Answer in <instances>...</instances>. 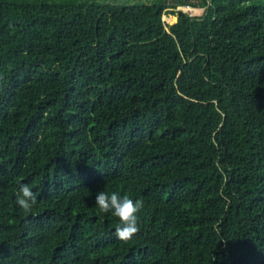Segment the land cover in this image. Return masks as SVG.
Masks as SVG:
<instances>
[{"label": "trees", "instance_id": "obj_1", "mask_svg": "<svg viewBox=\"0 0 264 264\" xmlns=\"http://www.w3.org/2000/svg\"><path fill=\"white\" fill-rule=\"evenodd\" d=\"M0 264H264V0H0Z\"/></svg>", "mask_w": 264, "mask_h": 264}, {"label": "clouds", "instance_id": "obj_2", "mask_svg": "<svg viewBox=\"0 0 264 264\" xmlns=\"http://www.w3.org/2000/svg\"><path fill=\"white\" fill-rule=\"evenodd\" d=\"M37 197L27 185H21L17 193V204L28 213L35 205ZM95 204L102 213L111 212L119 219V226L115 229V236L124 242L131 240L139 231L138 212L143 207L142 200L133 201L127 196L121 197L113 192L111 195L99 191L95 196Z\"/></svg>", "mask_w": 264, "mask_h": 264}, {"label": "rangeland", "instance_id": "obj_3", "mask_svg": "<svg viewBox=\"0 0 264 264\" xmlns=\"http://www.w3.org/2000/svg\"><path fill=\"white\" fill-rule=\"evenodd\" d=\"M97 1L99 3H110V4H118V5H122V4H127V5H151L154 2H156L157 0H94ZM192 8V7H191ZM197 10V14L194 13L193 11L186 12L188 13L190 16L192 17H199L204 13V9L201 8H193ZM178 10H183V7H179ZM199 10V11H198ZM172 16H164L163 20L168 24V25H172L175 22H177V18L176 21L172 22L171 21Z\"/></svg>", "mask_w": 264, "mask_h": 264}, {"label": "bare ground", "instance_id": "obj_4", "mask_svg": "<svg viewBox=\"0 0 264 264\" xmlns=\"http://www.w3.org/2000/svg\"><path fill=\"white\" fill-rule=\"evenodd\" d=\"M183 11L184 12H191V11H193L194 13H196L197 14V10L196 9H193V8H191V7H189V6H185L184 8H183ZM199 11V10H198ZM176 18L177 17H174V16H172V18H171V21L172 22H174V21H176ZM176 23V22H175Z\"/></svg>", "mask_w": 264, "mask_h": 264}]
</instances>
